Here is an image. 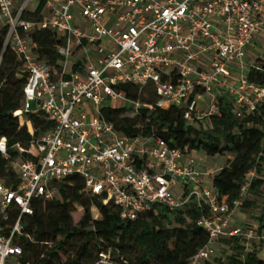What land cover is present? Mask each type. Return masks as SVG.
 <instances>
[{
	"label": "built area",
	"instance_id": "built-area-1",
	"mask_svg": "<svg viewBox=\"0 0 264 264\" xmlns=\"http://www.w3.org/2000/svg\"><path fill=\"white\" fill-rule=\"evenodd\" d=\"M30 4L33 0L18 6L0 0L6 46L27 73L22 108L13 115L21 121L41 112L54 126L28 151L17 146L28 157L13 163L15 188L0 179V221L19 213L14 224L0 226V264H24L18 240L24 217L33 214L32 201L54 200L57 185L74 175L82 179L85 194H104L122 220L134 221L154 206L169 212L207 207L209 216L197 225L209 241L192 264L211 256L218 238L255 241L264 249V231L231 227L242 202L218 201L204 181L216 171H202L187 149L161 139L121 137L101 117L103 107L134 112L173 107L186 122L198 123L219 115L221 96L234 105L237 118L264 105V87L249 82L246 60L264 32V0H39V20L27 21ZM36 30H49L60 42L58 65L38 60L28 40ZM120 86L136 87L139 95L152 86L156 102L130 100L116 89ZM7 150L0 139L6 159ZM95 264L115 263L105 253Z\"/></svg>",
	"mask_w": 264,
	"mask_h": 264
},
{
	"label": "trees",
	"instance_id": "trees-1",
	"mask_svg": "<svg viewBox=\"0 0 264 264\" xmlns=\"http://www.w3.org/2000/svg\"><path fill=\"white\" fill-rule=\"evenodd\" d=\"M15 6L18 1L14 0ZM40 5L35 12H27L23 19L38 21ZM8 27L0 23V139L6 140L7 159L0 154V179L15 188L17 172L13 163L28 157L24 152L31 144L51 130L54 124L41 112L25 115L21 123L13 114L22 108L23 90L27 82L24 63L6 46ZM36 46L38 60L56 66L61 61L57 53L60 43L49 30H36L28 37ZM249 82L264 87V56L257 57L247 71ZM130 100L153 104L154 88L148 86L142 94L138 88L120 86ZM219 115L200 123H188L180 109L142 108L137 112L128 108L103 107L101 117L111 123L124 138L161 139L171 146L202 152L208 157L229 155L224 167L210 178L218 201L231 205L241 200L242 206L234 214L233 227H257L264 231V105L254 112H244L237 118L234 105L225 96L218 99ZM130 113L131 118L126 117ZM206 123L207 129L202 124ZM253 177H249L250 174ZM247 185L242 193V187ZM79 176H70L57 185V197L51 201L34 199L33 214L23 219V234L18 240L22 248L20 261L24 264H95L100 254H110L115 264H192V260L208 244L209 236L197 222L209 216L207 207L187 206L169 212L154 206L134 221L122 220L120 211L104 194H85ZM260 199V201H258ZM95 208L100 218H93ZM84 216L76 225L73 214ZM250 212L247 222L237 225V212ZM9 220L0 226H10L19 213L9 212ZM5 232V230H4ZM226 240L233 252L220 257L217 264H264V257L251 249L245 239L218 238L213 244V257L218 242ZM208 258V257H207ZM205 258V259H207ZM203 259L202 261H204Z\"/></svg>",
	"mask_w": 264,
	"mask_h": 264
},
{
	"label": "rangeland",
	"instance_id": "rangeland-1",
	"mask_svg": "<svg viewBox=\"0 0 264 264\" xmlns=\"http://www.w3.org/2000/svg\"><path fill=\"white\" fill-rule=\"evenodd\" d=\"M18 1V5H20V3H23L24 0H16ZM39 0H33V4H30L27 11L29 12H33L36 10L37 5H38ZM262 38H259L258 41H256L253 45V50L248 52V56L249 59L248 61L252 62L251 64L254 63V60L257 57H261L264 56V36H261ZM103 44H106L105 41H103ZM76 61V58L71 57L69 59V63L73 64ZM204 100H207L206 97H204ZM208 101V100H207ZM126 117L131 118V114L127 113ZM25 119L23 118L21 120V123H25ZM200 123V122H199ZM204 129H207L208 126L206 125L205 122H203L202 124ZM191 157L193 159H195L196 163L198 164L199 168H201L203 171L207 172V173H213L216 170H219L220 168L224 167L227 163V160L229 158H232L229 155H225V156H217V157H208L206 156L204 153L202 152H193L191 153ZM205 184L208 187H211V183H210V179L206 178L204 179ZM258 201H260V199H258ZM249 211L248 212H244V211H238L236 213V219H237V225H242L245 222H247V218L249 217ZM91 215L93 216V218H100V214L97 212V210L95 208H93L91 210ZM84 216V212L78 210L76 213L73 214V223L74 225H76L78 223L79 220L82 219V217ZM235 221V220H234ZM248 246L255 250V252H257L259 255H261L262 257H264V249H262V247L260 246L259 243L255 242V241H251V242H247ZM218 250H216L217 252L214 254L213 257H208L207 259H205L204 261H201L200 263L197 264H217L216 260L220 257H227L233 254V252L231 251V249L229 248V244L227 243L226 240L223 241H219L218 242ZM223 264H227L226 260L224 261Z\"/></svg>",
	"mask_w": 264,
	"mask_h": 264
},
{
	"label": "crops",
	"instance_id": "crops-1",
	"mask_svg": "<svg viewBox=\"0 0 264 264\" xmlns=\"http://www.w3.org/2000/svg\"><path fill=\"white\" fill-rule=\"evenodd\" d=\"M261 36H264V32H262V34L261 35H259V36H257L255 39H254V41L252 42V44H251V46L248 48V50H247V53H246V60H247V62H248V64H251L252 62L250 61H248V59H249V56H248V52L249 51H251V50H253L254 48H253V45H254V43L256 42V41H258L259 40V38H262ZM253 48V49H252ZM201 169V168H200ZM202 170V169H201ZM203 171V170H202ZM217 171V170H216Z\"/></svg>",
	"mask_w": 264,
	"mask_h": 264
}]
</instances>
